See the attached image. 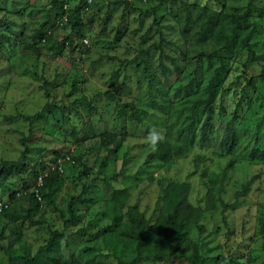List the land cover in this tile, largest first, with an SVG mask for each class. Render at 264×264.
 I'll return each instance as SVG.
<instances>
[{"label":"rangeland","instance_id":"rangeland-1","mask_svg":"<svg viewBox=\"0 0 264 264\" xmlns=\"http://www.w3.org/2000/svg\"><path fill=\"white\" fill-rule=\"evenodd\" d=\"M120 1L92 0L83 14L89 44L76 37L78 48L57 54L47 37H65L70 26L51 0H0V161L19 158L22 138L29 147L0 186V203L8 205L0 211V264H23L52 230L62 234L59 252L72 264L130 260L137 245L131 210L151 224L167 217L165 188L175 184L188 188L194 210L187 236L204 264H264V70L247 59L240 42L246 29L232 37L228 16L251 2L253 50L263 54L264 0H128L131 11ZM212 84L219 95L202 139ZM105 91L116 101H79ZM47 103L55 108L41 118L7 119ZM130 105L143 111L136 112L140 121ZM231 120L236 137L228 152ZM103 132L115 135L109 149L100 143ZM154 132L172 145L170 161L147 160ZM62 155L70 159L61 164L60 181L32 217L45 222L12 220L29 205L34 163L49 166ZM115 190L123 191L117 199Z\"/></svg>","mask_w":264,"mask_h":264},{"label":"trees","instance_id":"trees-1","mask_svg":"<svg viewBox=\"0 0 264 264\" xmlns=\"http://www.w3.org/2000/svg\"><path fill=\"white\" fill-rule=\"evenodd\" d=\"M52 4L56 5L62 11V15L65 12L63 9L64 0H51ZM84 0H80V3L75 7H72L67 13V22L70 26L69 33L60 39H57L52 34H49L47 37V41H50V49L53 53L60 54L62 53L63 47H71L72 49L78 48V45L75 41L76 37L84 38L83 30L85 27V23L83 22L84 12L81 11V4ZM120 3L123 6L124 11L133 10V6L128 0H121ZM251 2L248 3L245 11L241 14H230L232 29V37H234L238 29L245 28V35L240 39L241 45L247 50V59L249 61H255L261 64L262 71L264 70V53L256 55L253 50V44L251 41L252 34L254 32V24L249 21L251 16ZM75 36V37H74ZM45 39H43L44 41ZM228 38L223 44L224 46H228ZM67 42V43H66ZM264 78V74H262ZM253 79H248V83H253ZM46 92V90H45ZM47 94V93H46ZM219 95V88L212 84L208 87L206 97L204 99V112H205V120L202 126V139H205L206 128L209 126L211 115H212V104L214 100ZM101 96H106L107 98L116 101L114 94L110 91H105L102 93H96L92 97H81L79 101L82 104L88 105L90 107H94L95 100ZM131 106V114L130 116L136 118L137 120H141L136 112H143L141 109H136L133 105ZM55 106L47 103L41 110L36 111L32 115H13L8 116V120L16 119L18 117H22L28 121H33L36 118H41L44 112L52 113ZM227 136L230 139V142L227 146V151L231 152L234 146L235 139V131L233 127V121H229L227 124ZM23 144V151L20 156L16 160H2L0 161V186L3 185L7 175L12 170H17L20 168L22 164V159L29 152V147L24 138L21 139ZM115 140V135L111 132H103L100 134V143L104 148L109 149V145L112 144ZM173 156V147L172 145L165 139L160 138L158 142L155 144V150L147 154V160H159L162 162H168L172 159ZM47 164L44 159L37 160L33 167V175L34 185L33 191L29 194V205L25 209V213H17L12 216V220L18 219H26L32 224H43L41 218L33 219V214L39 208V200L42 197H50L56 185L60 181L59 173L54 170L47 171L46 175L42 177V183L37 186L36 178L39 174L43 172L46 168ZM225 173V170L224 172ZM254 180L251 177L246 183H244L240 190L235 192V196L238 197L243 195L250 187L252 181ZM188 188L183 184H175L169 185L165 188V196L169 197L168 200V208L170 213L167 217L158 216L155 223L151 224L147 219L143 217V215L138 214L137 210H131V217L129 221H132L135 224L136 228V238L137 245L135 248V256L130 260H119L118 264H134L137 261H153L161 264H171L175 262H184L185 264H204L206 259L203 258L196 252L195 249H191L190 240H188L187 236V224L190 219L191 211L193 208L187 207L186 194ZM45 192V194H42ZM122 190H115L113 194V198L117 199L118 195L122 193ZM20 194V193H17ZM39 196L38 197L36 196ZM73 202L74 198H71L68 202V211L69 217L65 219V221L69 222L74 217L73 211ZM4 207L2 210L7 208ZM1 210V211H2ZM157 227V228H156ZM201 229V228H200ZM62 237V234L56 230H52L50 233V237L48 242L39 247L37 252L33 256H26L23 258V264H72L68 262L59 252V239ZM177 240V242H175Z\"/></svg>","mask_w":264,"mask_h":264},{"label":"built area","instance_id":"built-area-1","mask_svg":"<svg viewBox=\"0 0 264 264\" xmlns=\"http://www.w3.org/2000/svg\"><path fill=\"white\" fill-rule=\"evenodd\" d=\"M92 0H84V2L81 4V11L85 13L86 10H88L89 5L91 4ZM63 9H64V13L62 15V18L66 21L67 20V12L72 8L70 7L69 3H67L66 1L63 3ZM67 43V42H66ZM81 44L83 45H88L89 44V40L88 38L84 37L81 39ZM70 159V157L68 155L64 156L62 155L60 158H58L53 164L46 166V168L43 170V172L41 174L38 175V177L36 178V184L37 186L40 185L42 183V177L44 175H46L47 171L49 170H54L56 172H61V164L63 161H68ZM37 196V194H36ZM39 199V196H37ZM6 207L5 203H0V211Z\"/></svg>","mask_w":264,"mask_h":264},{"label":"clouds","instance_id":"clouds-1","mask_svg":"<svg viewBox=\"0 0 264 264\" xmlns=\"http://www.w3.org/2000/svg\"><path fill=\"white\" fill-rule=\"evenodd\" d=\"M160 138H161V134L154 132L151 135L150 143H152L153 145H155Z\"/></svg>","mask_w":264,"mask_h":264}]
</instances>
